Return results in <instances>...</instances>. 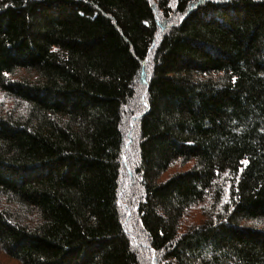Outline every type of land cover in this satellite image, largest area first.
Listing matches in <instances>:
<instances>
[{
    "label": "trees",
    "instance_id": "16d2710c",
    "mask_svg": "<svg viewBox=\"0 0 264 264\" xmlns=\"http://www.w3.org/2000/svg\"><path fill=\"white\" fill-rule=\"evenodd\" d=\"M0 91L7 256L264 264V0H0Z\"/></svg>",
    "mask_w": 264,
    "mask_h": 264
},
{
    "label": "rangeland",
    "instance_id": "374dc122",
    "mask_svg": "<svg viewBox=\"0 0 264 264\" xmlns=\"http://www.w3.org/2000/svg\"><path fill=\"white\" fill-rule=\"evenodd\" d=\"M139 103H143V92H139L138 94ZM0 110L7 112H15L18 110V106L16 105L15 101H12L7 95L0 91ZM129 139L126 140V145L124 147L125 156L123 158V171L120 180V201L119 206L121 207L122 215L125 219H129L131 221V217L133 218V211L131 212L132 205L134 202V197H132L133 187H134V179L132 175V168L130 165V156L128 155L127 151L129 152L130 147L129 143L131 142V134L134 132V127L132 128L131 123L129 124ZM131 152V151H130ZM176 168H181L180 166L172 167L170 171ZM200 210L199 207L191 208L187 215L183 218V226L192 225L200 220ZM133 222V221H131ZM143 251V263L144 264H155L154 260H152V254L148 251ZM0 264H20L16 259H13L7 256L1 249H0Z\"/></svg>",
    "mask_w": 264,
    "mask_h": 264
},
{
    "label": "snow or ice",
    "instance_id": "6c2138e0",
    "mask_svg": "<svg viewBox=\"0 0 264 264\" xmlns=\"http://www.w3.org/2000/svg\"><path fill=\"white\" fill-rule=\"evenodd\" d=\"M5 76H7V74L5 73ZM233 80H235V77H233ZM242 163H245V164H247V161L245 160V161H242ZM225 175H227V173H225Z\"/></svg>",
    "mask_w": 264,
    "mask_h": 264
}]
</instances>
